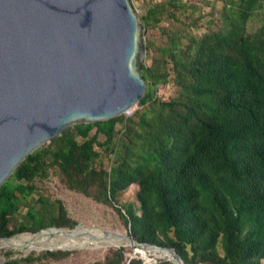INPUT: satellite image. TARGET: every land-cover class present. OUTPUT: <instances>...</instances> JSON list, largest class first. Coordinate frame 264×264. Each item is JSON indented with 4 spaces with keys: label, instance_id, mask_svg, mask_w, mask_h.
Instances as JSON below:
<instances>
[{
    "label": "trees",
    "instance_id": "trees-1",
    "mask_svg": "<svg viewBox=\"0 0 264 264\" xmlns=\"http://www.w3.org/2000/svg\"><path fill=\"white\" fill-rule=\"evenodd\" d=\"M167 7L183 0L156 3L140 21L156 25ZM209 22L215 27L199 36L166 33L152 63L141 64L146 90L132 115L72 124L20 162L0 186V236L77 223L60 199L35 194L34 180L51 170L68 189L112 206L136 240L172 246L187 264H264V0H224ZM169 80L176 94L158 98ZM132 183L136 203H119ZM90 264L143 263L121 246Z\"/></svg>",
    "mask_w": 264,
    "mask_h": 264
},
{
    "label": "water",
    "instance_id": "water-1",
    "mask_svg": "<svg viewBox=\"0 0 264 264\" xmlns=\"http://www.w3.org/2000/svg\"><path fill=\"white\" fill-rule=\"evenodd\" d=\"M142 32L130 0H0V186L68 126L104 121L138 103L146 90ZM120 236L133 257L140 247L159 248L173 264H187L172 246L139 242L130 226Z\"/></svg>",
    "mask_w": 264,
    "mask_h": 264
},
{
    "label": "rangeland",
    "instance_id": "rangeland-1",
    "mask_svg": "<svg viewBox=\"0 0 264 264\" xmlns=\"http://www.w3.org/2000/svg\"><path fill=\"white\" fill-rule=\"evenodd\" d=\"M134 9L136 10L139 19L141 15H144L147 8L153 6L156 3L163 2V0H130ZM224 0H183L184 7L179 10H174L167 7L169 13L175 12V16L171 17L164 12L161 20L154 26H144L140 21L143 32L142 39L145 43L151 41L149 48L146 49L143 62L146 65H150L153 59L157 56L156 47L164 45L166 42V33L172 31H179L183 33H192L197 36L206 32L209 27L214 28L215 23L210 24V20L220 15L221 7ZM177 92V86L172 80L166 83H159L156 87V96L160 99H168ZM140 106L136 104L132 108L131 113L125 116L132 115V113L139 109ZM100 139L103 140L104 136L100 135ZM106 166L109 164V159H104ZM37 186L35 194L41 193L48 195L51 198H58L62 201L69 217L74 219L78 224L86 227L89 231L94 232L97 230L105 231H119L127 233L128 228L114 210V208L108 204L98 202L92 197L85 196L82 193L75 192L68 189L64 183L60 180L57 174H54L51 170L49 175L45 178H36L33 182ZM138 185L132 183L128 186L119 198V203L134 202L136 203V191ZM16 235V234H15ZM14 236V235H13ZM125 248V255L133 257V247L123 246ZM115 247H104L102 244L94 246L92 248L85 249H72L68 250L70 253L59 259H43L36 260L31 264H90L96 260H103L108 249ZM9 246L0 247L1 264L13 259H17L25 256L22 251H14L10 256L6 255V251L10 250ZM61 250V249H57ZM40 252H34L39 254ZM31 253V252H29ZM27 253L26 255H28ZM135 254V253H134ZM136 255V254H135ZM138 258V257H136ZM140 259V258H138ZM141 260V259H140ZM165 260L173 264L171 261L165 258H156V261ZM142 261V260H141ZM19 264H29L20 262Z\"/></svg>",
    "mask_w": 264,
    "mask_h": 264
},
{
    "label": "bare ground",
    "instance_id": "bare-ground-1",
    "mask_svg": "<svg viewBox=\"0 0 264 264\" xmlns=\"http://www.w3.org/2000/svg\"><path fill=\"white\" fill-rule=\"evenodd\" d=\"M131 110L132 109L125 114H130ZM91 234L93 236H91ZM120 234L124 233L116 231L115 235L107 234L103 236L101 230L95 229L94 232H91L84 226H77L70 231L49 229L43 230L38 235L22 232L10 238L2 239L0 240V247H14L26 254L32 251L40 252L46 248L53 250L58 248L72 250L92 248L99 244H102L104 247H115L118 245L131 247L130 241L123 239ZM135 254L147 263L152 262L156 258L171 260L170 252L165 249H147L140 247L137 251H135Z\"/></svg>",
    "mask_w": 264,
    "mask_h": 264
}]
</instances>
